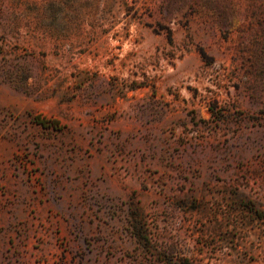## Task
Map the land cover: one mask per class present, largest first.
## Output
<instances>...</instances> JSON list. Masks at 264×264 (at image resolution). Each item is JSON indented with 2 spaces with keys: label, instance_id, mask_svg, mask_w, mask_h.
Listing matches in <instances>:
<instances>
[{
  "label": "rangeland",
  "instance_id": "obj_1",
  "mask_svg": "<svg viewBox=\"0 0 264 264\" xmlns=\"http://www.w3.org/2000/svg\"><path fill=\"white\" fill-rule=\"evenodd\" d=\"M0 264H264V0H0Z\"/></svg>",
  "mask_w": 264,
  "mask_h": 264
},
{
  "label": "trees",
  "instance_id": "obj_2",
  "mask_svg": "<svg viewBox=\"0 0 264 264\" xmlns=\"http://www.w3.org/2000/svg\"><path fill=\"white\" fill-rule=\"evenodd\" d=\"M40 117H36L35 118V122L43 127H46V125L48 124V122H46L45 120H40ZM52 126H55L56 124H58V122L56 120H53L52 122H49Z\"/></svg>",
  "mask_w": 264,
  "mask_h": 264
}]
</instances>
